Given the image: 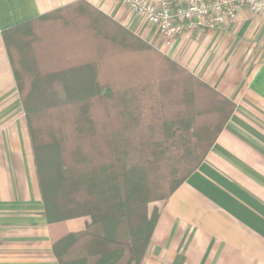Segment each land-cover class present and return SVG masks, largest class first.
I'll list each match as a JSON object with an SVG mask.
<instances>
[{"label": "crops", "instance_id": "obj_1", "mask_svg": "<svg viewBox=\"0 0 264 264\" xmlns=\"http://www.w3.org/2000/svg\"><path fill=\"white\" fill-rule=\"evenodd\" d=\"M75 9L100 12L162 46L157 29L133 16L123 0H0V264H59L54 242L84 232L90 222L48 223L3 38L17 25ZM169 50L168 58L235 109L201 166L159 206L141 264H264V21L244 10L235 22L179 38Z\"/></svg>", "mask_w": 264, "mask_h": 264}, {"label": "trees", "instance_id": "obj_2", "mask_svg": "<svg viewBox=\"0 0 264 264\" xmlns=\"http://www.w3.org/2000/svg\"><path fill=\"white\" fill-rule=\"evenodd\" d=\"M96 14L113 24L120 35L125 34L124 38L128 36L155 52L140 37L100 12ZM35 23L26 22L3 33L18 84L14 53L20 50L21 42L16 33ZM118 44L124 45L122 35ZM167 61L175 68L169 78L155 77L143 87L127 91L123 102H119L123 122L120 129L117 126L109 133L104 132L109 150L105 165L82 159L77 147L67 155L71 145H75L65 137L62 126L58 129L60 137L52 133L55 138L41 146L54 150L50 155L54 163L47 168V177L38 162L40 147L32 123L33 116L44 110L30 111L31 95L25 96L18 85L48 223L90 219L84 232L67 233L54 242L53 252L59 264H141L159 217L157 208L150 212V204L167 201L201 166L231 117L235 105L230 100L178 63ZM53 77L45 78H50L51 84L62 86V99L66 103L102 97L108 108L114 106L115 93L111 88L102 87L94 76L89 87L82 90L67 86L71 79L68 75ZM168 108L177 112L172 118H167ZM160 126L169 128L173 134L158 144L155 131ZM135 160L137 169L130 165Z\"/></svg>", "mask_w": 264, "mask_h": 264}, {"label": "rangeland", "instance_id": "obj_3", "mask_svg": "<svg viewBox=\"0 0 264 264\" xmlns=\"http://www.w3.org/2000/svg\"><path fill=\"white\" fill-rule=\"evenodd\" d=\"M104 22L94 11L75 9L52 14L16 33L20 39L18 42H21L20 50L14 53L20 79L18 85L25 96L31 95L30 111L44 110L33 116L32 123L40 147L38 162L45 169L46 177L49 175L47 168L54 163L51 160L54 150L42 149L41 146L55 138L52 133L60 137L58 129L63 126L65 137L73 140L75 145H71L67 155H71L77 147L82 159L95 165H105L109 150L104 132L109 133L117 126L120 129L123 120L118 104L123 102L127 91L141 88L155 77L165 80L175 70L167 61L170 50L152 46L155 52H150L130 37L124 38L123 33L124 45L120 46V33L109 22ZM72 68L74 71H70L71 79L67 86L76 90L86 89L94 76L102 87L111 88L115 93L113 108H108L107 101L102 97L75 103L64 102L62 86L51 84V79L45 77L54 78L52 74L66 73ZM39 76L44 78H37ZM167 112V118L177 113L173 108H168ZM156 130L158 144L173 134L172 130L163 129V126ZM28 132L30 135L29 126ZM30 139L32 143L31 136ZM136 164L135 160L130 165L137 169ZM162 203L150 204V212L158 209Z\"/></svg>", "mask_w": 264, "mask_h": 264}, {"label": "built area", "instance_id": "obj_4", "mask_svg": "<svg viewBox=\"0 0 264 264\" xmlns=\"http://www.w3.org/2000/svg\"><path fill=\"white\" fill-rule=\"evenodd\" d=\"M130 13L157 29L163 49L195 32L235 22L244 10L264 21V0H123Z\"/></svg>", "mask_w": 264, "mask_h": 264}]
</instances>
